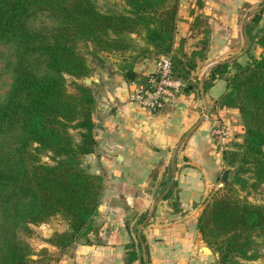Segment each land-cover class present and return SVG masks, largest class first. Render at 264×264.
<instances>
[{"label":"trees","instance_id":"trees-1","mask_svg":"<svg viewBox=\"0 0 264 264\" xmlns=\"http://www.w3.org/2000/svg\"><path fill=\"white\" fill-rule=\"evenodd\" d=\"M122 1L123 10H102L96 0H0V44L11 48L4 72L12 75L0 97V264H69L63 261L78 243H92L104 178L83 164L97 147L96 91L84 79L96 65L103 67L113 55L126 81L145 84L148 75L137 72L136 64L170 55L173 77L192 87L203 54L187 56L174 47L180 0ZM247 31L249 42L262 49L259 57L217 64L204 86L225 78L217 105L237 108L244 127L241 142L232 137L224 145L234 175L230 181L227 170L197 222L202 239L220 254L216 264H259L264 250V204L241 197L235 186L248 182L244 172L253 187L264 184V6L252 14ZM58 215L68 229L49 239L53 249L33 258L30 225ZM140 223H147V215ZM136 238L125 247L126 263L148 264L144 234Z\"/></svg>","mask_w":264,"mask_h":264},{"label":"crops","instance_id":"crops-1","mask_svg":"<svg viewBox=\"0 0 264 264\" xmlns=\"http://www.w3.org/2000/svg\"><path fill=\"white\" fill-rule=\"evenodd\" d=\"M263 1L180 0L174 47L203 57L192 72V87L185 86L158 112L133 101L137 84L123 78L116 57L107 63L111 68H96L90 83L96 91L97 147L85 161L90 172L103 176L104 189L92 243H78L69 264H127L125 247L137 233L144 234L148 245L143 254L148 264H216V251L197 227L230 169L213 128L222 119L241 142L244 127L237 108L217 105L226 91L225 78L204 86L217 64H245L251 55L259 57L262 49L249 42L247 26ZM135 70L148 75L155 59L141 60ZM168 180L170 185L162 188ZM148 208L147 223L139 224Z\"/></svg>","mask_w":264,"mask_h":264},{"label":"rangeland","instance_id":"rangeland-1","mask_svg":"<svg viewBox=\"0 0 264 264\" xmlns=\"http://www.w3.org/2000/svg\"><path fill=\"white\" fill-rule=\"evenodd\" d=\"M98 6L102 10H108V9H115V10H123L125 8V4L123 3L122 0H96ZM135 36V34H134ZM11 48L8 46H4L0 44V73L2 74V77L0 78V97L5 95L8 86L11 82L12 75L10 73H5L4 68L6 65V57H8L11 53ZM81 50L88 55L89 61L91 65L95 63L91 55L88 54L87 52V47L83 46L81 47ZM134 53V51H133ZM114 56L110 55L106 58V63L105 65L103 64V68H108L110 67V62ZM256 58L255 56L252 55V58ZM251 58V57H250ZM149 59V58H148ZM108 60V61H107ZM109 63V64H107ZM98 68L102 65H96ZM96 67V68H97ZM111 68V67H110ZM105 70V69H104ZM94 76V75H93ZM92 76V77H93ZM90 77V78H92ZM68 89L71 92L75 91V86L73 83V79L68 76ZM43 159L47 162H50V158L47 155H44ZM83 164H86V161H83ZM86 166V165H85ZM231 169V168H230ZM235 172V167H233L230 171L229 174V179L231 181L232 176L234 175ZM242 177L246 178L248 182L246 184H243L241 182L235 183L236 188L239 191V194L241 197L246 198L247 200H250L252 202L264 204V184H260L257 187H253L251 185V182L254 180L250 178V173L249 172H244L241 174ZM229 181V180H228ZM224 184V180L223 183ZM149 208L147 213L145 215L148 216L149 213ZM32 228L33 233L29 236H27V240L29 241L34 255L33 258H37V256L41 255L43 250L45 249H53L52 245L49 242V239L54 236L56 233L63 232L68 229V221L65 220L62 216L58 215L52 218V220L48 223H42L40 225H30ZM91 234V233H90ZM73 254V250L70 253V255ZM70 256H68L63 263H68V259ZM219 260V259H218ZM255 263L259 264H264V250H262L260 254V258L255 261Z\"/></svg>","mask_w":264,"mask_h":264},{"label":"built area","instance_id":"built-area-1","mask_svg":"<svg viewBox=\"0 0 264 264\" xmlns=\"http://www.w3.org/2000/svg\"><path fill=\"white\" fill-rule=\"evenodd\" d=\"M184 87V82L172 75L171 56L161 55L155 59V70L148 74L147 82L136 85L132 99L150 112H158L166 103L176 100ZM213 134L220 139L223 145L232 138L230 126L222 119L216 120Z\"/></svg>","mask_w":264,"mask_h":264},{"label":"water","instance_id":"water-1","mask_svg":"<svg viewBox=\"0 0 264 264\" xmlns=\"http://www.w3.org/2000/svg\"><path fill=\"white\" fill-rule=\"evenodd\" d=\"M84 81H85L86 83H90V82H91V78L87 77V78L84 79ZM216 254H217V257H218V259H219V257H220L219 252L216 251Z\"/></svg>","mask_w":264,"mask_h":264}]
</instances>
